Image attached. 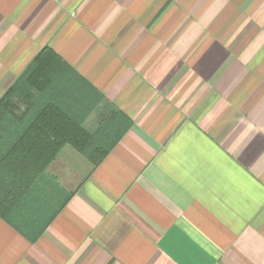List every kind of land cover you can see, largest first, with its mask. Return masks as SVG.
Wrapping results in <instances>:
<instances>
[{
  "label": "crops",
  "instance_id": "crops-1",
  "mask_svg": "<svg viewBox=\"0 0 264 264\" xmlns=\"http://www.w3.org/2000/svg\"><path fill=\"white\" fill-rule=\"evenodd\" d=\"M11 90L0 156L60 150L0 264H264V0H0Z\"/></svg>",
  "mask_w": 264,
  "mask_h": 264
},
{
  "label": "trees",
  "instance_id": "trees-1",
  "mask_svg": "<svg viewBox=\"0 0 264 264\" xmlns=\"http://www.w3.org/2000/svg\"><path fill=\"white\" fill-rule=\"evenodd\" d=\"M12 91H9L0 101V112L10 108L9 99ZM34 134L33 139H37L36 135L38 134ZM78 136L84 141L78 140L81 141V145H77L75 142V149L83 153L90 151L91 149L87 145L85 146V139H90V135L81 128L77 132L66 133V140L74 141V138ZM26 138L24 134L12 149H8L5 154L0 156V209L9 212L13 210L21 198L26 196L32 184L49 166L60 150V147L32 145V143L26 142ZM94 156L91 155V158L95 160V164H99L103 159L102 155ZM0 214L4 216L1 212Z\"/></svg>",
  "mask_w": 264,
  "mask_h": 264
}]
</instances>
